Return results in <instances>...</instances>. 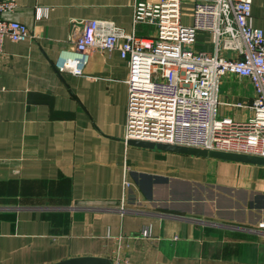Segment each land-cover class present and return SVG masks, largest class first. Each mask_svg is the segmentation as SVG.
I'll return each mask as SVG.
<instances>
[{
    "label": "crops",
    "instance_id": "obj_1",
    "mask_svg": "<svg viewBox=\"0 0 264 264\" xmlns=\"http://www.w3.org/2000/svg\"><path fill=\"white\" fill-rule=\"evenodd\" d=\"M135 1L17 0L3 15L39 38L5 40L0 58V264H264V164L128 142L129 64L117 49L94 51L83 76L54 66L75 22L152 33L134 27ZM181 1L190 24L198 0ZM252 15L264 28V0ZM196 48L213 50L210 36ZM219 96L222 115L248 118V78L226 74Z\"/></svg>",
    "mask_w": 264,
    "mask_h": 264
},
{
    "label": "built area",
    "instance_id": "obj_2",
    "mask_svg": "<svg viewBox=\"0 0 264 264\" xmlns=\"http://www.w3.org/2000/svg\"><path fill=\"white\" fill-rule=\"evenodd\" d=\"M252 5L253 0H198L185 24L181 0H136L134 27L152 26V33H128L111 19L75 22L54 66L61 74L83 76L94 51L117 49L129 64L127 141L264 157V28L253 24ZM18 7L17 0H0V58L5 40L39 38L27 24L3 16ZM37 10L39 16L48 12ZM203 33L213 50L196 48ZM228 73L253 84L246 120L220 113V86ZM142 236L150 237L151 228H143Z\"/></svg>",
    "mask_w": 264,
    "mask_h": 264
},
{
    "label": "water",
    "instance_id": "obj_3",
    "mask_svg": "<svg viewBox=\"0 0 264 264\" xmlns=\"http://www.w3.org/2000/svg\"><path fill=\"white\" fill-rule=\"evenodd\" d=\"M128 142L136 146H142V147H151V148L157 147L158 149L161 150L182 152V153L202 155V156L210 155L218 158L264 164V157L248 155V154H240V153L224 152V151H208L206 149H200L195 147L179 146V145L164 144V143H154V142L140 141V140H130ZM56 264H113V262L108 258L79 257V258L67 259Z\"/></svg>",
    "mask_w": 264,
    "mask_h": 264
},
{
    "label": "rangeland",
    "instance_id": "obj_4",
    "mask_svg": "<svg viewBox=\"0 0 264 264\" xmlns=\"http://www.w3.org/2000/svg\"><path fill=\"white\" fill-rule=\"evenodd\" d=\"M188 24V23H187Z\"/></svg>",
    "mask_w": 264,
    "mask_h": 264
}]
</instances>
